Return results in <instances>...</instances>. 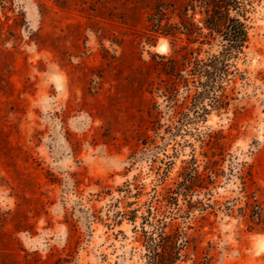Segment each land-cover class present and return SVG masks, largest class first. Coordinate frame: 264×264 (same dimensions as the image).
I'll use <instances>...</instances> for the list:
<instances>
[{"label":"rangeland","instance_id":"rangeland-1","mask_svg":"<svg viewBox=\"0 0 264 264\" xmlns=\"http://www.w3.org/2000/svg\"><path fill=\"white\" fill-rule=\"evenodd\" d=\"M145 2L0 0V264H141L134 225L115 213L137 210L140 226L182 162L202 159L209 131L229 134L223 169L246 162L264 187V0L248 13L231 105L191 112L171 134L177 117L155 56H170L171 44H147ZM217 49L205 45L199 58ZM155 102L157 134L146 130ZM240 189L236 173L221 177L211 200ZM210 220L192 258L211 241L228 247L211 264H264V233L221 212Z\"/></svg>","mask_w":264,"mask_h":264},{"label":"trees","instance_id":"trees-1","mask_svg":"<svg viewBox=\"0 0 264 264\" xmlns=\"http://www.w3.org/2000/svg\"><path fill=\"white\" fill-rule=\"evenodd\" d=\"M145 1L147 44L153 45L160 36L169 38L171 44L170 56L155 55L164 60L160 71L168 82L161 95L167 108L172 109L170 118L177 117L176 125L165 131L171 134L173 129L178 132L190 124L191 112L199 118L210 110H227L234 99L231 84L237 76L233 62L248 48L246 22L256 0ZM176 40L183 45L177 48ZM205 45L218 49L199 58ZM179 95H183L181 104L177 100ZM177 107L186 108L187 112ZM162 113L155 102L147 113V131L158 133ZM228 140L229 134L222 130L204 133L200 138L202 159L192 154L182 162L173 185L163 187L162 201L148 205L146 213L140 216V226L135 225L137 210L115 213L114 218L128 217L134 225L135 239L143 249L141 264H211L228 247L208 241L202 257L191 255L199 252V244L207 234L203 230L212 226L210 217L219 212L237 218L247 232L264 233V187L254 180L246 162L233 165L229 160V171L223 169ZM232 173L240 179L239 196L224 202L212 201L211 192L221 177Z\"/></svg>","mask_w":264,"mask_h":264},{"label":"bare ground","instance_id":"bare-ground-1","mask_svg":"<svg viewBox=\"0 0 264 264\" xmlns=\"http://www.w3.org/2000/svg\"><path fill=\"white\" fill-rule=\"evenodd\" d=\"M159 46L168 47V42L166 39H161ZM258 239H261L262 237L260 235L257 236ZM263 242V240L261 241Z\"/></svg>","mask_w":264,"mask_h":264}]
</instances>
